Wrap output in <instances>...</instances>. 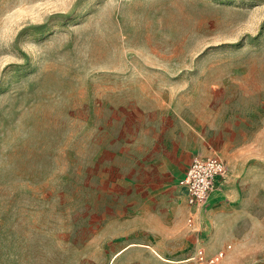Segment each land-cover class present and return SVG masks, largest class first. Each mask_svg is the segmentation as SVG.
Returning a JSON list of instances; mask_svg holds the SVG:
<instances>
[{"label": "rangeland", "instance_id": "1", "mask_svg": "<svg viewBox=\"0 0 264 264\" xmlns=\"http://www.w3.org/2000/svg\"><path fill=\"white\" fill-rule=\"evenodd\" d=\"M199 249L264 264V0H0V264Z\"/></svg>", "mask_w": 264, "mask_h": 264}, {"label": "built area", "instance_id": "2", "mask_svg": "<svg viewBox=\"0 0 264 264\" xmlns=\"http://www.w3.org/2000/svg\"><path fill=\"white\" fill-rule=\"evenodd\" d=\"M227 165L219 156L195 155L191 158L178 184L187 194L191 207L202 206L221 180L226 178ZM196 264H218L225 257V250L208 255L199 249L194 253Z\"/></svg>", "mask_w": 264, "mask_h": 264}, {"label": "crops", "instance_id": "3", "mask_svg": "<svg viewBox=\"0 0 264 264\" xmlns=\"http://www.w3.org/2000/svg\"><path fill=\"white\" fill-rule=\"evenodd\" d=\"M184 173H185V171H184V172H182V173L179 175V177H178V178H180V179H181V177L183 176V174H184ZM180 179H179V180H180ZM179 180H178V181H179Z\"/></svg>", "mask_w": 264, "mask_h": 264}]
</instances>
